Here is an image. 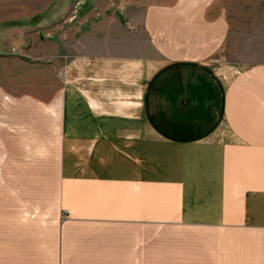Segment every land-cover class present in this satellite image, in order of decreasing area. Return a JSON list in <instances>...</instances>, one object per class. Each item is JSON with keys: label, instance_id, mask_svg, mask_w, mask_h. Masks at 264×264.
<instances>
[{"label": "crops", "instance_id": "obj_1", "mask_svg": "<svg viewBox=\"0 0 264 264\" xmlns=\"http://www.w3.org/2000/svg\"><path fill=\"white\" fill-rule=\"evenodd\" d=\"M112 5L63 38L45 121L19 109L17 264H166L182 227L264 226V63L230 61L218 0ZM56 133L44 215L34 146Z\"/></svg>", "mask_w": 264, "mask_h": 264}, {"label": "rangeland", "instance_id": "obj_2", "mask_svg": "<svg viewBox=\"0 0 264 264\" xmlns=\"http://www.w3.org/2000/svg\"><path fill=\"white\" fill-rule=\"evenodd\" d=\"M218 3L230 22V61L264 63V0ZM112 8V0H0V264H17L15 250L24 247L15 240L14 203L26 200L23 183L30 179L15 173L23 167L15 162L13 141L22 132L20 121L29 119L19 109L38 106L31 116L40 124L45 121V106L62 86L68 52L63 38L78 39L80 28L88 31L96 15L107 21ZM54 136L39 137L34 146L33 169L40 174L38 195L45 209L39 212L44 215L47 193L56 185L57 133ZM171 229H166L168 240L175 234H169ZM177 234L166 242V264H264V226L182 227Z\"/></svg>", "mask_w": 264, "mask_h": 264}]
</instances>
